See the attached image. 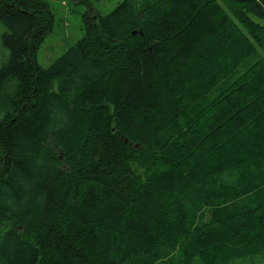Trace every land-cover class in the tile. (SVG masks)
I'll use <instances>...</instances> for the list:
<instances>
[{
  "label": "trees",
  "instance_id": "trees-1",
  "mask_svg": "<svg viewBox=\"0 0 264 264\" xmlns=\"http://www.w3.org/2000/svg\"><path fill=\"white\" fill-rule=\"evenodd\" d=\"M52 20L0 0V264L262 256L264 0H119L42 67Z\"/></svg>",
  "mask_w": 264,
  "mask_h": 264
},
{
  "label": "rangeland",
  "instance_id": "rangeland-1",
  "mask_svg": "<svg viewBox=\"0 0 264 264\" xmlns=\"http://www.w3.org/2000/svg\"><path fill=\"white\" fill-rule=\"evenodd\" d=\"M53 14L52 26L40 42L36 50V61L42 67L48 66L60 56L69 46L81 37L84 26L82 13L88 11L90 15L106 13L119 0H45ZM4 27L0 23V34ZM6 49L0 41V61ZM136 146V145H135ZM229 264H264V254L255 258H244Z\"/></svg>",
  "mask_w": 264,
  "mask_h": 264
},
{
  "label": "water",
  "instance_id": "water-1",
  "mask_svg": "<svg viewBox=\"0 0 264 264\" xmlns=\"http://www.w3.org/2000/svg\"><path fill=\"white\" fill-rule=\"evenodd\" d=\"M125 141H127V139H125Z\"/></svg>",
  "mask_w": 264,
  "mask_h": 264
}]
</instances>
